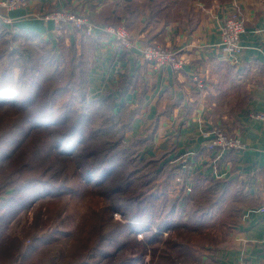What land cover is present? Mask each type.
<instances>
[{"label": "trees", "instance_id": "obj_1", "mask_svg": "<svg viewBox=\"0 0 264 264\" xmlns=\"http://www.w3.org/2000/svg\"><path fill=\"white\" fill-rule=\"evenodd\" d=\"M199 1L209 7L229 0ZM148 2L147 13L123 0L124 12L130 20L145 13L150 21L169 16L175 4ZM113 6L104 3L91 22L122 23ZM71 31L53 44L35 32L14 33L0 20V110H12L18 119L17 137L9 147L0 145V264L40 263L41 242L24 245L9 233V223L71 180L101 204L78 226L81 244L58 264H110L126 246L124 264H144L147 254L148 264L212 262L208 254L234 231L243 208L264 202V186L254 193L236 178L186 175L174 147L150 155L149 133L127 139L139 106L129 107L125 95L139 73L123 72L117 91L89 98L93 53L109 36ZM38 219L36 213L33 224Z\"/></svg>", "mask_w": 264, "mask_h": 264}, {"label": "crops", "instance_id": "obj_2", "mask_svg": "<svg viewBox=\"0 0 264 264\" xmlns=\"http://www.w3.org/2000/svg\"><path fill=\"white\" fill-rule=\"evenodd\" d=\"M104 3H114V13L123 15L133 46L124 48L103 36L93 53L89 98L117 91L121 73H139L136 86L125 95L129 107L139 106L127 139L149 133L152 142L145 149L150 154L174 147L177 160L187 165L186 175L236 178L254 193L263 187L264 119L251 114L264 113V0L215 1L209 7L199 0H171L175 4L167 9L169 16L150 21L145 13L130 20L118 5L123 0H29L11 11L0 6V20L14 33L35 32L56 44L73 27L57 28L44 19L45 13L62 9L91 19ZM139 7L148 13L147 5ZM195 13L197 24L192 26ZM232 13L245 23L238 53L221 44V25ZM146 44L172 51L183 60L182 66L145 61ZM217 127L238 134L244 147L209 151L205 143ZM208 256L212 262L207 264H237L241 259L264 264V202L244 207L234 231Z\"/></svg>", "mask_w": 264, "mask_h": 264}, {"label": "rangeland", "instance_id": "obj_3", "mask_svg": "<svg viewBox=\"0 0 264 264\" xmlns=\"http://www.w3.org/2000/svg\"><path fill=\"white\" fill-rule=\"evenodd\" d=\"M137 1L141 2L135 3L137 5L144 6L149 3L148 0ZM154 1L159 2L161 0ZM118 5L123 8L124 13L123 3H120ZM121 24L124 23H120L118 25ZM155 45L153 44V46ZM16 120L18 119H16V113L14 111L8 109L0 110V145L9 147L11 138L17 137V134L14 130V127L17 124ZM19 121H21V119H19ZM218 128L219 127H217L216 129ZM225 132L229 135L239 136L238 134L231 133L226 130ZM221 150L232 151L237 149L232 148ZM148 152L149 151H147L146 153ZM73 185L75 184L71 180L70 182H68V186L60 190L53 191V193L49 195L40 197L35 203H33L31 207L22 210L9 223V233L18 236L23 241L24 245L35 243V240L36 242H41V246L39 249V264H58L62 257L72 254L82 241V238L79 235L78 226L83 223L91 213H94V210L97 209L101 204L100 198H98L97 196H93L90 193L78 192L73 187ZM36 213H38L39 219L37 220L36 224H33ZM114 215L116 218L119 217L118 213H115ZM47 219L48 222L46 223ZM58 235L63 236L56 242L51 243L50 240ZM138 237L140 239L141 235L138 234ZM132 246V243L129 244L128 249L132 248ZM125 248H120L117 251V253L113 256L112 262L110 264H124L122 259L126 253V251H124ZM140 259L137 262H139ZM144 259V264H148L147 261L149 259V255H145Z\"/></svg>", "mask_w": 264, "mask_h": 264}, {"label": "built area", "instance_id": "obj_4", "mask_svg": "<svg viewBox=\"0 0 264 264\" xmlns=\"http://www.w3.org/2000/svg\"><path fill=\"white\" fill-rule=\"evenodd\" d=\"M29 0H3L0 6L6 11H11L18 7H23L28 4ZM44 19L54 22L55 27L63 29L65 25H70L77 29H83V33H91L95 31L104 32L109 37L115 39L120 46L131 48L133 40L126 25L113 24H94L87 15L77 14L72 11L57 9L49 11L43 15ZM67 27V26H65ZM245 31V23L241 16L237 13L230 14L221 25V44L232 52L238 53L241 51V36ZM142 57L145 61L154 64L170 63L173 67L179 68L183 64L181 58H177L174 53L161 45H146L142 49ZM264 119V113L251 114V116ZM244 146L241 138L235 135H229L223 129H216L212 137L205 143V148L209 151L213 149H239ZM237 264H252L250 261L241 259Z\"/></svg>", "mask_w": 264, "mask_h": 264}]
</instances>
